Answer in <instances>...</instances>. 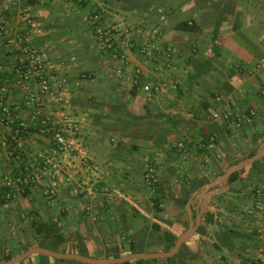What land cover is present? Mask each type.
<instances>
[{"label": "crops", "instance_id": "crops-1", "mask_svg": "<svg viewBox=\"0 0 264 264\" xmlns=\"http://www.w3.org/2000/svg\"><path fill=\"white\" fill-rule=\"evenodd\" d=\"M9 1L0 0L4 19L0 28L4 32L0 35V102L15 124L25 122L30 128L20 145L4 148L2 142L12 139L13 125L0 123V173L15 177L39 165L38 154L51 143L50 136L39 128L42 118L55 121L62 114L72 118L80 152L72 158L76 166L73 183L58 178L59 187L47 198L51 181L37 179L13 210L0 207V215L17 212L20 219L27 214H37L44 221L54 219L66 235L70 252L88 257L101 253V259L112 258L107 255L109 247L117 255H129L131 244L139 248L138 253L152 246L163 253L165 244L154 231L156 224L160 232L176 234L201 216L197 232L204 228L188 242L185 258L190 264H242L256 256V223L252 221L249 227L232 221L240 210L252 220L246 207L254 201L253 194L245 197L248 203L242 209L228 196L232 192H227L229 186L212 197L204 194L206 184L195 188L207 179L212 182L215 167H226L245 156L264 136V0H35L29 5L27 0H15L16 5L6 10ZM101 10L113 25L131 30L136 38L131 48L109 53L99 46L89 20ZM24 12L35 19L42 35L28 33L19 21ZM184 21H193L196 29L178 28ZM17 36L28 39L46 58L48 75L56 81L67 80L61 91L45 98L41 111L26 103L27 96L38 90L37 83L18 82L20 49L7 44V39ZM148 45H154L151 60L139 53ZM167 47L171 48L169 56ZM156 65L162 69L156 70ZM118 66L124 68L127 78L134 79L137 68L142 75L133 86L128 80L118 81ZM160 81H177L179 89L173 97L157 94L148 101L141 86ZM216 96L220 102L215 101ZM251 110L257 115L252 117ZM217 111L249 121L229 129L222 117H213ZM148 167L156 169L165 192L162 210L153 205L144 182ZM85 184L99 193L90 212L72 193L75 186ZM190 189L188 202L195 211L190 215L187 210L186 219L176 201L186 198ZM222 195L233 203H220ZM208 211L222 214L221 221L204 224ZM224 228L237 232L233 251L216 248ZM247 245L253 254L242 258L240 249ZM35 262L66 264L44 258Z\"/></svg>", "mask_w": 264, "mask_h": 264}, {"label": "built area", "instance_id": "built-area-1", "mask_svg": "<svg viewBox=\"0 0 264 264\" xmlns=\"http://www.w3.org/2000/svg\"><path fill=\"white\" fill-rule=\"evenodd\" d=\"M10 5H16V1L10 0L6 4L5 9L7 10ZM163 18V14H161V19ZM19 21L27 27L28 33H32L36 36L43 34V30L39 27L35 19L26 12L19 15ZM3 24L4 19L3 17H0V28ZM89 24L93 28V35L98 41L99 46L109 53L129 49L134 45V43H136V38L131 30L122 25H113L103 10L93 14L89 20ZM3 33L4 32L2 30L0 35ZM153 33L155 36L158 34L157 30H154ZM7 44L18 46L20 49L21 57L19 58L16 69L18 82L28 83L33 80L38 86V90L36 92H31L27 96V105L35 108L37 111H41L44 106L45 98L54 92L61 91L67 80L62 79L60 81H56L54 77L47 74L45 69L46 58L40 54L38 50L31 46L29 40L25 37L17 36L12 39L9 38L7 39ZM152 46L154 47V45L144 46L141 48L139 53L151 60L150 52ZM170 52L171 48L167 47L166 53L168 56ZM113 55L114 58H119L116 53ZM155 69H162V66L156 65ZM135 73L136 77L134 79L127 78L124 68L118 66L115 71V78L118 81L128 80L133 86L138 80L136 78L142 75V69L137 68ZM178 89L179 84L177 81H160L157 83L146 82L141 86V91L146 94L148 101H151L157 94H166L168 97H173ZM62 99L63 97L60 98V101ZM214 99L216 102L221 101L219 96H216ZM249 113L252 117L257 115L254 110H251ZM213 117H222L229 129L233 127H240L243 123L249 121V119H244L243 117H234L230 112L220 114L217 111L213 114ZM6 122L13 125L12 140L14 142V147L17 143L20 145L23 138L22 134L26 133L30 127L25 122H17L15 124L14 120L10 116L9 110L3 107L0 102V123ZM39 122L41 133L48 134L50 136L51 143L44 151L38 154L37 157L39 165L36 167L34 166L32 169L26 168L25 174H20L14 177L6 173H0V207L2 209L7 210L12 208L17 200L23 197L27 193V190L34 185L37 179L39 181L48 177L51 181V189L46 190L45 192L47 198H51V195L53 196L59 187L58 178L68 185L74 181L76 166L73 164L72 158L77 156L80 152V147L74 139V135L77 131L76 123L67 114H62L55 121H48L45 118H42ZM210 140L214 141L215 138L211 137ZM2 146L4 148H8L11 145L5 140L2 142ZM97 169V167L94 168V170ZM144 182L151 192H155L159 183V176L154 167L146 168L144 172ZM105 191L107 192V189ZM72 193L78 197L82 203H84V208L88 212H90L93 208L92 201L99 197V193L86 184L75 186L72 189ZM254 200L255 203L253 207L249 208L247 213L249 215H254L259 220V223L263 224L264 184L260 185L255 190ZM158 206L160 209H163L165 201H161ZM258 227H261L258 228L261 234L260 253H258V255L251 261L264 263V224L263 226H259L258 224Z\"/></svg>", "mask_w": 264, "mask_h": 264}, {"label": "trees", "instance_id": "trees-1", "mask_svg": "<svg viewBox=\"0 0 264 264\" xmlns=\"http://www.w3.org/2000/svg\"><path fill=\"white\" fill-rule=\"evenodd\" d=\"M35 0H27L26 1V5L31 4L32 2H34ZM191 23V24H190ZM178 28L180 29H185V30H189V31H193L196 29L195 23L193 21L189 22V21H184L181 22L177 25ZM25 133H23L22 135L24 136ZM10 144L14 145V142L12 139H10L8 141ZM264 142V136L261 137V140L258 144V146L256 148H254L253 150L249 151L245 156H241L239 158H236L235 160H232L228 166L226 167H222V168H214V170H212V177L215 178L219 175H222L226 169L231 166L234 165L236 163H238L239 161L245 159L246 157H251L253 156L255 153H257L258 149H259V145L261 143ZM253 181L255 182V188L253 191V196H254V192L255 190L262 184H264V159L256 162L255 164H253L252 166L246 168L241 174L240 173H235L230 177L229 180V189L227 190V192H230L231 190H234L236 188L237 184H242V183H248L245 186H250ZM209 182H211V180L207 179L205 182L203 183H199L196 186V190L200 189L203 185L208 184ZM189 193H186V198L183 199H179L176 202L178 203V205L181 206V208H183L185 210V217L187 219L188 214H187V209H186V205L187 202L189 200L190 194L192 193L193 189L189 190ZM164 190L161 187V183L159 181L158 186L156 187L155 192H151L152 195V202L153 205L159 210V203L161 201H165L164 200ZM221 194V193H220ZM219 194V195H220ZM225 194V193H222ZM221 198L223 197L220 196ZM224 202L229 205L233 202H229L227 199L224 200ZM255 203V200L252 202V204H250L249 208H252L253 205ZM227 207V206H226ZM219 208V207H218ZM193 212L195 211V209L192 207ZM248 214V213H247ZM37 216V214H35ZM249 215V214H248ZM221 216L222 214H217V216L213 213V212H207L204 215V224H214L215 223V219L218 220V222H220L221 220ZM38 217V216H37ZM250 217L252 218V221L254 223H256V228H255V232H254V238L256 241V247L255 249L257 250L258 253H260V245H261V239H260V232L258 229V222L259 220L252 214H250ZM255 221H254V220ZM32 227L34 228V239L38 240V243L36 245L31 244V242H29L30 240L27 239H20L18 240V242L16 243V247H12L11 248V252L6 254L5 253V249H6V245L4 244V242H2V244H0V264L4 263L6 261H9L10 259L14 258L17 255H20L22 253H24L25 251H27L28 249L38 246V247H43V248H47L56 252H62V253H73L70 252L68 250V248L66 247L65 243H66V235L64 234V232H62L60 230V226L58 221L54 220V219H50L48 221H44L41 217L40 219H33L31 222ZM202 228H204V226H202ZM202 228L200 227L199 231L197 232L200 233L202 231ZM188 229V225L186 227H184L183 229L179 230L176 234L174 232H172L171 230H167L165 232H160V226L159 225H155L154 226V231L157 233L159 240L160 241H164V246H163V252H168L170 251L173 246L175 245L177 239ZM222 230L221 232L223 233L224 237L223 239H221L220 244L216 245V248H218L219 250H221L222 248H227L230 251H233V244H234V237H236L237 232L233 231L232 229H226ZM257 235V238H256ZM190 240L186 241L181 250L179 251V253L177 255H175L172 258H165L168 259V261H172L173 259H175V257L181 255V262L180 264L184 263V259H186V255H188L187 253V248H188V242ZM253 251V250H252ZM251 251V255L253 254V252ZM129 252L131 254L134 253H138L137 248L134 246V244H131L129 247ZM255 254V253H254ZM84 255V254H81ZM258 254H256L257 256ZM40 257H43L46 260H52L56 263H67L68 261L71 262H77V261H72V260H60V259H54V258H50L44 255H38ZM85 256V255H84ZM194 256V255H193ZM255 255H253L252 259L256 257ZM195 257V256H194ZM32 259V257L27 258L24 262L28 261ZM248 261V264H264L262 262H254V261ZM139 262L143 261V260H138ZM247 261H245L247 263ZM24 262L20 263V264H25ZM169 262V263H170ZM80 263V262H78ZM83 264V263H80ZM124 264H130V262L124 263Z\"/></svg>", "mask_w": 264, "mask_h": 264}, {"label": "water", "instance_id": "water-1", "mask_svg": "<svg viewBox=\"0 0 264 264\" xmlns=\"http://www.w3.org/2000/svg\"><path fill=\"white\" fill-rule=\"evenodd\" d=\"M263 159H264V142L260 145L257 153H255L253 156L246 157L245 159L239 161L238 163L229 166L222 175H219L212 182L206 184L203 188L205 196L212 197L213 195L219 192L225 191L229 186V180L233 174L235 173L241 174L246 168L252 166L256 162H259ZM206 207L207 205L205 204L204 210ZM187 210L191 215L192 210L189 202L187 203ZM200 223H201V216L199 217L197 216L195 220L191 219L189 228L177 239L173 248L168 252L134 253L115 259L112 258L99 259V258H92L75 253L56 252L47 248L35 246L28 249L24 253L15 256L9 261H6L1 264H20L24 262L27 258L35 255H44L50 258L60 259V260H72L83 264H124L135 260H153L160 258H172L179 253L183 244L197 232Z\"/></svg>", "mask_w": 264, "mask_h": 264}, {"label": "rangeland", "instance_id": "rangeland-1", "mask_svg": "<svg viewBox=\"0 0 264 264\" xmlns=\"http://www.w3.org/2000/svg\"><path fill=\"white\" fill-rule=\"evenodd\" d=\"M248 183H242V184H237L236 188L234 189V192L232 190L231 194H229L228 196L230 198H233L235 200V202L243 209V205H245L244 207H246V204L248 203V201H246L247 199L245 197H250L251 194L254 191L255 188V182L253 181V183L250 186H245ZM218 198V197H217ZM218 200H220V203H225L224 202V197H219ZM229 200V199H227ZM241 200V201H240ZM250 206V205H249ZM165 207V206H164ZM163 207V209H164ZM15 208V207H14ZM187 208V206H186ZM248 207H246L247 210ZM13 210V208H11ZM162 210V209H159ZM183 212V215L185 216V210L182 208L181 209ZM245 210V213H246ZM233 220H237V222L240 223H244L245 226L249 225V227H252V220H249L245 217V214L243 211H239L237 213L233 214ZM33 219H40L37 216L31 215V214H27L26 217L23 219H20V217L17 215V212H10L9 214L3 213V215H0V244H2V242H4V244L6 245V249H5V253H10L11 252V248L12 247H16V243L18 242V240L20 239H27L30 240L29 242L33 241V245H36L38 243V240L34 239V228L31 225V222ZM227 221L231 222L230 217H227ZM264 224V223H263ZM262 223H259V226H263ZM248 227V228H249ZM69 228H71L69 226ZM261 228V227H258ZM246 229V227H245ZM21 231V232H20ZM67 232L71 235V237H73V234L71 231L67 230ZM32 244V242H31ZM246 244V243H245ZM234 245V244H233ZM247 248H243L241 247V255L242 258H246L247 254L250 255L251 253V248L249 247V245L246 246ZM139 249V248H137ZM156 252V251H160V248L156 247V246H152L149 249H146V252L143 253H149L150 251ZM78 251H81L80 249H78ZM109 252L107 253V255H109L108 257H112V259H115L117 257L120 258L121 255H117L114 253L115 250H112L111 247H109ZM138 251V250H137ZM158 253V252H156ZM101 256V253H96L95 256H90L92 258H99ZM126 256V255H125ZM123 257V256H121ZM37 258H43L40 256H33L32 259L24 262L25 264H29L31 261H34V264H36L35 259ZM101 259V258H99ZM182 258L181 255L175 257V259H173L171 262L168 261V259L165 258H160V259H153V260H143L141 262H139L138 260L135 261H131L130 264H180ZM248 260V259H245ZM170 262V263H169ZM190 260L189 259H184V263L182 264H190ZM66 264H80L78 262H71L68 261ZM242 264H247L245 261Z\"/></svg>", "mask_w": 264, "mask_h": 264}]
</instances>
